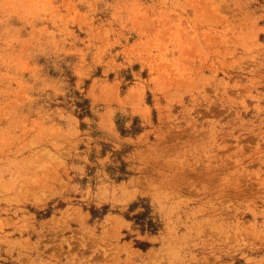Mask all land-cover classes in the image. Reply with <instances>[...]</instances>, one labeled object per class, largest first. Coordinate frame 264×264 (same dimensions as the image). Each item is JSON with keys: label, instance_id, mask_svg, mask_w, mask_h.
Returning a JSON list of instances; mask_svg holds the SVG:
<instances>
[{"label": "rangeland", "instance_id": "rangeland-1", "mask_svg": "<svg viewBox=\"0 0 264 264\" xmlns=\"http://www.w3.org/2000/svg\"><path fill=\"white\" fill-rule=\"evenodd\" d=\"M0 264H264V0H0Z\"/></svg>", "mask_w": 264, "mask_h": 264}, {"label": "trees", "instance_id": "trees-1", "mask_svg": "<svg viewBox=\"0 0 264 264\" xmlns=\"http://www.w3.org/2000/svg\"><path fill=\"white\" fill-rule=\"evenodd\" d=\"M136 204H134L135 207ZM149 208L146 207V210L134 215V220H136V224L141 226V229L144 231L149 229L151 232H156L158 230L157 223L153 220V218L149 217L150 215Z\"/></svg>", "mask_w": 264, "mask_h": 264}]
</instances>
